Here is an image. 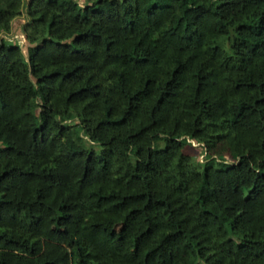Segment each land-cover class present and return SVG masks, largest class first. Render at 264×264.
<instances>
[{
	"label": "trees",
	"instance_id": "1",
	"mask_svg": "<svg viewBox=\"0 0 264 264\" xmlns=\"http://www.w3.org/2000/svg\"><path fill=\"white\" fill-rule=\"evenodd\" d=\"M0 264H264V0H0Z\"/></svg>",
	"mask_w": 264,
	"mask_h": 264
},
{
	"label": "rangeland",
	"instance_id": "2",
	"mask_svg": "<svg viewBox=\"0 0 264 264\" xmlns=\"http://www.w3.org/2000/svg\"><path fill=\"white\" fill-rule=\"evenodd\" d=\"M24 17V15L22 14L20 17H19V20H23L22 18ZM22 22V21H19V23ZM18 25L16 23V20L14 21L13 23V27H12V31L10 33H7V34H3V36H5L7 39H10V40H16V41H19L21 44L24 43V40L23 38L21 37L20 38V30H18ZM23 48H25L23 46ZM194 146H198L197 144H194ZM195 155L197 156V158L199 159V161H201L202 159V155L199 153V151L197 150L195 152Z\"/></svg>",
	"mask_w": 264,
	"mask_h": 264
}]
</instances>
